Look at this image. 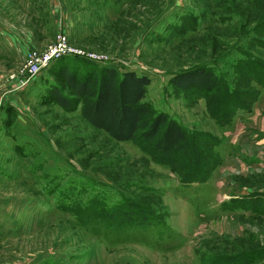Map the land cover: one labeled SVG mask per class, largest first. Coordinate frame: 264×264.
<instances>
[{"label":"rangeland","instance_id":"1","mask_svg":"<svg viewBox=\"0 0 264 264\" xmlns=\"http://www.w3.org/2000/svg\"><path fill=\"white\" fill-rule=\"evenodd\" d=\"M61 38L98 67L148 77L144 101L217 140V166L184 185L57 106L51 86L74 97L59 75L72 57L31 78L28 56ZM199 66L241 108L212 116L218 96L170 84ZM252 78L264 84V0H0V264H264V90ZM132 212L160 224L107 221Z\"/></svg>","mask_w":264,"mask_h":264},{"label":"trees","instance_id":"2","mask_svg":"<svg viewBox=\"0 0 264 264\" xmlns=\"http://www.w3.org/2000/svg\"><path fill=\"white\" fill-rule=\"evenodd\" d=\"M92 63L76 57H72L66 65L61 63L60 78L74 97H66L51 86L48 98L64 111L78 109L82 120L112 141L132 143L154 163L170 168L182 184L202 182L200 174H204L203 169L213 170L217 166L218 156L213 151L217 140L205 132H187L168 114L156 112L146 103V88L150 85L148 77L132 71L120 72L112 65L98 67ZM241 64L247 66L245 77L257 66L253 59L240 61L238 66ZM251 81L264 90V84L253 78ZM170 84L182 92L200 90L218 96L220 104L216 107L217 111L211 113L212 116L241 108V102L230 91L226 81L205 67L174 74ZM138 214L116 213L108 216L107 221L115 219L118 225L124 227L160 224L147 213ZM242 256L229 258L227 262L238 264L236 262Z\"/></svg>","mask_w":264,"mask_h":264},{"label":"built area","instance_id":"3","mask_svg":"<svg viewBox=\"0 0 264 264\" xmlns=\"http://www.w3.org/2000/svg\"><path fill=\"white\" fill-rule=\"evenodd\" d=\"M65 57L83 58L95 62L100 60L94 59L95 57L93 55L84 56V54H81L80 52H77L71 48L69 49V47L66 46L65 39L61 38L58 40L56 45L44 55V57H39L34 54H30L28 56L29 61L32 63L31 67L33 68L32 73L30 74L31 78L38 74L39 71L45 69L54 59H63Z\"/></svg>","mask_w":264,"mask_h":264}]
</instances>
